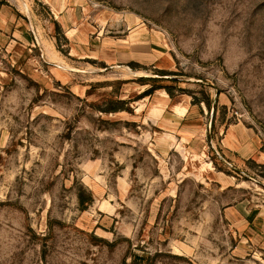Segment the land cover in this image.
<instances>
[{
  "label": "rangeland",
  "instance_id": "rangeland-1",
  "mask_svg": "<svg viewBox=\"0 0 264 264\" xmlns=\"http://www.w3.org/2000/svg\"><path fill=\"white\" fill-rule=\"evenodd\" d=\"M55 1L0 0V264H264L223 214L264 200V0H67L93 38L160 37L175 75L80 52ZM160 93L210 112L200 152L161 151ZM240 122L262 154L241 167L215 137Z\"/></svg>",
  "mask_w": 264,
  "mask_h": 264
},
{
  "label": "crops",
  "instance_id": "crops-1",
  "mask_svg": "<svg viewBox=\"0 0 264 264\" xmlns=\"http://www.w3.org/2000/svg\"><path fill=\"white\" fill-rule=\"evenodd\" d=\"M64 4L60 7V1H55L53 6L51 5V12L55 20L65 29L68 40L77 42L76 47L80 52L93 51V53L101 54V62L107 66L135 64L143 69L146 67L157 70L172 68L174 61L162 44L160 37L143 26L127 27L121 36L105 39L93 38L89 32L84 30L83 24L80 27H73L79 19L76 18V12L73 9L71 12L68 10L67 0ZM10 23V20L8 22L0 20V30L5 29V26ZM71 32L72 35L68 36ZM91 44H97L99 47L97 50H93ZM77 48L75 50L78 52ZM166 94L160 93L161 97L157 102L163 103L161 113L157 118L147 116V123H151L160 130L163 140V143L161 141V151L170 152L175 146L182 145L192 156L193 153L203 149L211 131L208 119L210 112L205 106L192 104L189 99L173 102ZM136 110H139V107H136ZM216 131L215 137L224 156L233 164H238L241 167L248 160L254 158L262 160L255 133L242 122L219 126ZM261 162L264 164V161ZM240 170L243 172V169ZM231 179L234 178L217 172L213 175L212 180L226 188L231 186ZM223 214L232 232L241 240L242 244L247 242L264 253V200L261 203L253 204L252 201L241 198L237 202L227 205Z\"/></svg>",
  "mask_w": 264,
  "mask_h": 264
},
{
  "label": "trees",
  "instance_id": "trees-1",
  "mask_svg": "<svg viewBox=\"0 0 264 264\" xmlns=\"http://www.w3.org/2000/svg\"><path fill=\"white\" fill-rule=\"evenodd\" d=\"M3 3H0V11H1V5H2ZM131 67L133 66V67H135V66H138V65H135V64H131L130 65ZM160 73H162V74H164V75H175V73L174 72H168V71H160ZM155 82V81H154ZM157 89H165L166 91H167V93L170 95V96H172V88L171 87H169V86H164V87H159V88H155L154 86L153 87H151L150 89H148L147 91H145L143 94H142V97H147V96H150V95H152L153 93H154V91L155 90H157ZM121 104H124V102L125 101H119ZM124 108H122V107H116V108H112L111 110H110V112H117V111H119V110H123Z\"/></svg>",
  "mask_w": 264,
  "mask_h": 264
},
{
  "label": "bare ground",
  "instance_id": "bare-ground-1",
  "mask_svg": "<svg viewBox=\"0 0 264 264\" xmlns=\"http://www.w3.org/2000/svg\"><path fill=\"white\" fill-rule=\"evenodd\" d=\"M134 75V74H133Z\"/></svg>",
  "mask_w": 264,
  "mask_h": 264
}]
</instances>
